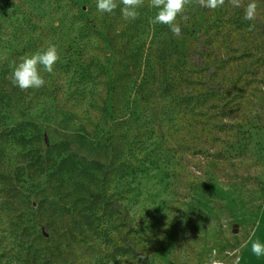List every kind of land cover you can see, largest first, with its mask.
<instances>
[{
  "label": "trees",
  "instance_id": "trees-1",
  "mask_svg": "<svg viewBox=\"0 0 264 264\" xmlns=\"http://www.w3.org/2000/svg\"><path fill=\"white\" fill-rule=\"evenodd\" d=\"M77 6L72 0L67 6L76 13L67 22L66 35L76 25L79 37L69 36L65 41L62 61L71 73L66 78L69 108L62 107L60 120L53 115L43 118V124L26 120L20 112L26 97L15 93V86L0 83L1 135L22 149L16 176L23 180L15 193L18 205L28 203L10 232L14 250L3 248L0 264H65L66 258L75 259V249L81 244L94 246L107 234L116 254L132 255L130 249L118 248L125 227L117 206L118 182L157 165V149L166 143L177 120L188 128L209 126L222 131L224 125L210 121L223 116L224 97L238 80L233 83L230 77L226 83L220 72L232 62L236 66L253 62V50L236 57L221 55V50H233L224 45L223 26L215 25L220 21L209 22L212 9L196 5L185 11L186 19L177 17L178 37L167 25L155 24L153 41L145 46L140 36L150 24L142 15L125 21L118 8L109 19L83 22L78 17L83 11ZM196 15L203 18L198 20ZM236 25L237 29L249 27L244 22ZM119 37H125L122 49L116 46ZM82 39L90 43L89 49L85 50ZM151 52L156 66H148ZM116 57L119 62L110 66ZM129 58L133 66H120ZM77 73L92 80L90 103L81 102V91L74 83ZM82 105L92 109L94 117L87 112L81 117L75 111ZM3 120L14 122L3 124ZM101 176H110L114 182L108 198L105 188L97 184ZM82 264L95 262L89 258Z\"/></svg>",
  "mask_w": 264,
  "mask_h": 264
},
{
  "label": "rangeland",
  "instance_id": "rangeland-1",
  "mask_svg": "<svg viewBox=\"0 0 264 264\" xmlns=\"http://www.w3.org/2000/svg\"><path fill=\"white\" fill-rule=\"evenodd\" d=\"M72 1L78 4L79 11H83L82 17L78 16L83 22L95 20L98 23L109 19L122 7L117 0L118 7L112 14H101L97 11L96 0ZM69 2L71 0H0V83L14 86L8 77L13 63L18 64L21 57L46 49L49 44L58 48L60 59L54 66V72L48 74L41 70L46 81L43 87L24 91L15 86L18 88L15 93L26 97L27 104L21 109V114L24 113L26 120L38 124H43V118L50 115L60 120L62 107L69 108L66 78L71 73L66 72L62 58L66 39L79 37L75 33L76 25L71 28L73 33L66 35L67 22H71L76 13V10H68ZM249 2L242 0L240 7H233L226 0L222 8L214 11L211 20L207 18L209 22L220 21L215 25L223 26L224 45L233 50H221V55L236 57L246 50H253V62L246 61V66H236L232 62L220 72L219 77H224L226 83L230 77L233 83L238 80L232 93L224 97L223 116L210 121V124L224 125L225 128L222 131L209 126L188 128L177 120L171 134L165 136L166 143H161L157 149V165L153 164L148 171L118 182L117 206L125 226L119 236L118 248H128L133 254H116L113 241L107 234L94 246L81 244L75 249V259H72L74 256L68 257L65 264L73 261L82 264L89 258L95 264H122L117 257L124 256L128 259L123 264H206L213 253L216 259L226 264L235 258L233 253L240 259L243 253L247 254L244 264H264V257L257 258L249 252L251 241L259 239L264 243V0H257L259 7L254 21L244 19V9ZM196 5L199 6L193 0L186 10ZM138 11L150 24V28L140 36V41L146 46L153 41L155 25L151 20L157 10L149 7V0H144ZM196 18L200 20L203 16L196 15ZM242 22L244 25L254 24V30L235 28ZM125 37L117 38L116 46L120 49ZM82 43H86V39H82ZM83 47L89 49L90 43ZM103 50L108 54L106 44ZM152 59L151 52L148 66H156ZM123 61L120 66H133L130 58ZM117 62L119 58L116 57L109 64L116 66ZM74 75V83L83 97L81 102L90 103L92 80L87 74ZM253 110H256L255 115H252ZM75 111L81 117L85 112L94 117L93 110L83 105L80 111L78 107ZM1 131L2 128L0 254L3 248L14 250L10 232L18 213L28 209L27 200L18 205L15 193L23 180V177L16 176L21 160L17 155L22 149L8 136L1 135ZM111 180L110 176H101L97 183L105 188L107 198L114 185ZM91 182L92 189L96 180ZM252 231L253 236L250 237Z\"/></svg>",
  "mask_w": 264,
  "mask_h": 264
},
{
  "label": "clouds",
  "instance_id": "clouds-1",
  "mask_svg": "<svg viewBox=\"0 0 264 264\" xmlns=\"http://www.w3.org/2000/svg\"><path fill=\"white\" fill-rule=\"evenodd\" d=\"M122 19L125 21H135L139 17V11L144 0H119ZM227 2L233 7H240L242 0H227ZM193 0H149V7L157 10L155 17L151 20L152 24L167 25L171 32L175 36H180L181 28L177 23V17L186 19L184 13L187 6L191 5ZM199 6L216 10L222 8L226 0H195ZM97 11L101 14H112L117 9V0H96ZM259 5L257 0H250L244 9V19L248 21H254L257 18V9ZM254 24L249 25L248 31H253ZM3 59H6L4 57ZM60 55L56 45L49 44L46 49L38 50L35 53L20 58L18 64L13 63L12 71L8 77L10 82L20 88L27 91L28 89H40L46 83L44 77L41 75V70L48 74L54 72V66L59 61ZM256 114V110H253L252 115ZM115 235V233L113 234ZM251 252L257 257H264V243H261L259 239L251 241ZM235 256L231 260L230 264H240V257L233 253ZM121 260L122 264L128 257H117ZM206 264H226L225 261H221L215 258V253L212 254Z\"/></svg>",
  "mask_w": 264,
  "mask_h": 264
},
{
  "label": "crops",
  "instance_id": "crops-1",
  "mask_svg": "<svg viewBox=\"0 0 264 264\" xmlns=\"http://www.w3.org/2000/svg\"><path fill=\"white\" fill-rule=\"evenodd\" d=\"M262 208H264V206H262ZM262 208H261V210H262ZM260 212H261V211H260ZM260 212H259V214H258V216H257V218H256V222H257V219H258V217H259V215H260ZM256 222H255V224H256ZM251 236H253V231H252L250 237H251ZM250 237H249V238H250ZM249 252H251V247H250V249H249ZM246 256H247V254H246V255H245V253L242 254L241 259H240V264H244V260H245ZM245 261H246V260H245Z\"/></svg>",
  "mask_w": 264,
  "mask_h": 264
}]
</instances>
